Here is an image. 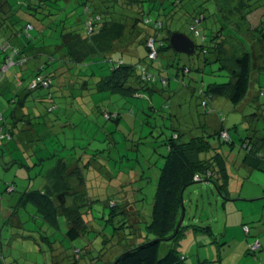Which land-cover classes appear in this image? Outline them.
<instances>
[{"label": "trees", "instance_id": "16d2710c", "mask_svg": "<svg viewBox=\"0 0 264 264\" xmlns=\"http://www.w3.org/2000/svg\"><path fill=\"white\" fill-rule=\"evenodd\" d=\"M263 6L264 0H0V97L7 99V107L0 112V157L7 152L9 164L23 166L25 162L11 158L12 155L19 153L20 157L33 149L35 167L42 168L46 160L55 161L42 176L44 184L40 188L25 190L16 200L7 202V221L24 230L26 221H21L20 215L22 210L32 208L34 218L41 220L39 228L46 225L52 229L50 234L40 236L50 249L51 264H94L102 260V248L99 255H91V241L77 253L67 252L70 247L65 248L62 243L92 232L102 218L112 226L113 221L120 222L113 226L114 235L128 230L126 244L112 249L109 264H183L185 258L178 246L188 228L212 236L210 226L183 224L185 190L193 184H209L225 202L231 201L233 179L236 186H241L240 177L231 173V166L239 164L247 172H264V133L256 130L239 139L238 149L243 151V157L238 161L235 142L224 128L223 118L217 116L218 128L213 133L202 132L185 142L179 141L182 132L171 128V135L163 142L166 154L161 155L163 163L158 169L150 221L143 237L137 232L142 216L133 206L135 187H128L136 182L134 171L122 174V178L131 175L130 182L115 180L119 175L97 174L96 178H104V189L115 186L116 190L104 202L91 197L87 193L91 185L87 175L100 151H84L74 157L77 149L73 146L68 156H60L44 144L51 133L40 130L60 120V127H73L65 110L83 114L80 102L91 93L123 98H144V93L163 95L164 106L169 109V93L157 84L167 85L164 74L171 67L176 81L191 70L189 65L178 66V53L168 42L172 32L183 33L171 27L180 18L188 23L194 54L202 57L203 66L217 65V69L209 71L210 76L225 79L207 83L200 95L208 97V101L224 97L232 105L238 104L248 93L252 75L264 74V16L260 13L256 26L249 19ZM149 41L153 42L151 50ZM151 52L154 58L150 57ZM116 53L130 54L135 60H115ZM162 59L167 63L162 64ZM194 70L203 71L201 67ZM258 95L264 97V90H259ZM208 101H201L205 113ZM147 108L156 111L151 104ZM98 112L108 114L100 109ZM115 114V118H110L117 122L120 112ZM34 144L38 145L36 150L31 148ZM37 151L48 155L39 158ZM12 185L7 184L4 191L14 192ZM95 203H104L102 207L109 210L104 213L100 209L101 216L96 217L94 210L99 205L95 207ZM61 219L66 230L62 232L64 238L57 240L54 236L61 232ZM161 243H168L163 254L159 251ZM259 246L258 242L257 250ZM4 260L0 250V263L9 264Z\"/></svg>", "mask_w": 264, "mask_h": 264}, {"label": "rangeland", "instance_id": "374dc122", "mask_svg": "<svg viewBox=\"0 0 264 264\" xmlns=\"http://www.w3.org/2000/svg\"><path fill=\"white\" fill-rule=\"evenodd\" d=\"M260 13L264 16V6L250 16L252 26L258 24ZM175 23L171 26L175 28L174 30L180 29L193 40L188 31V23L184 19L180 18ZM197 55L198 53L191 56L178 54V66L189 65L190 72L181 78V81H176L172 77L174 69L171 67L164 74L168 79L167 85L162 87L157 84L164 93H169V109L164 106L166 101L163 95L144 93V98H123L106 93H91L85 96L83 107L80 106L83 114L81 111L66 113V117L72 120L70 123H74L73 127H60L61 120L42 127L43 131L45 129L51 133L45 138L44 144L47 145L48 150L55 151L60 156H68L73 146L77 149L73 151L74 157L83 154L84 151L89 154L95 150L100 151L97 161L93 163V170L87 175V183L91 184L87 187V193L91 197H97L104 202L111 195L112 190H116L115 186L104 189L105 185L103 186L101 182L104 180L103 176L119 175L115 180L130 182L131 175L122 178V174L134 171L136 182L129 184L128 187H135L133 206L142 216L137 232H141L143 237L145 225L150 221L158 169L163 163L161 155L166 154L163 142L171 135V128L179 129L182 132L179 141L185 142L202 132L213 133L218 128L217 116L223 118V126L235 142L234 154L238 161L243 157V151L238 149L239 139H245L256 130L264 133V97L258 95L259 90H264V74L252 75L247 95L236 105H232L224 97H215L208 101V97L199 93L202 88L207 83H221L225 79L210 76L209 71L217 69V65L203 66L202 57L197 58ZM113 57L115 60L122 59L128 63L135 60L127 53H116ZM163 63H167L166 59H162ZM197 67H201L203 71L194 70ZM203 100L208 101L207 114L201 106ZM149 104L153 105L156 111L151 112L147 108ZM6 107L7 99L1 96L0 112ZM98 109L108 114L102 115ZM111 112H120L117 122L110 118V116L116 117V114ZM40 145L43 147L42 144ZM35 146L38 145L34 144L31 148ZM32 150L20 157L19 153L12 155L11 158L15 160L19 158L18 160L25 162L23 166H19L20 163L9 164L10 157L5 151L6 155L2 154L0 157V250L4 261L9 264H51L50 249L40 236L50 234L52 229L46 225L45 228H39L41 220L34 218L32 208L22 210L20 215V220L26 221L24 230L12 226L4 214L8 209L9 200H16L18 194L25 190L40 188L44 184L42 176L54 166V160H46L42 168L35 167L33 164L36 163L37 158L32 154ZM13 152L11 150V154ZM40 153L36 152L39 158L48 155ZM238 165L231 166V173L233 175L237 173L243 186L240 189L241 186H236L233 179L229 202H225L209 184H193L185 190L183 224L210 226L212 236L200 231L192 232L191 228H188L178 246L181 256L185 258L183 264H264V172H247ZM97 174L103 176L96 178ZM92 178H94L93 182ZM9 183L14 185H12L14 192L4 191ZM97 183L100 188L96 187ZM102 205L104 203L94 204L95 207H99L94 210L96 217L101 216L100 209H103L104 213L109 210ZM97 224L99 226L85 236L73 242L63 240L62 243L65 248L70 247L67 252L77 253V249L91 241L92 256L99 255L98 250L102 248V260L94 264H109L108 261L113 254H111L112 249L126 244L128 236L125 235L128 234V230L126 229L124 234L114 235L113 226H118L120 222L113 221L112 226L111 222H104L102 218L97 220ZM102 227L103 230L100 232ZM243 227H248L249 233L246 234ZM65 230L64 220L61 219V232L55 233L54 237L62 240L64 238L62 232ZM22 236H30V238ZM105 239L107 243L103 244ZM258 242L260 249L251 251V246ZM167 247L168 243H161L160 253H165ZM248 249L251 254H247Z\"/></svg>", "mask_w": 264, "mask_h": 264}, {"label": "water", "instance_id": "95a60500", "mask_svg": "<svg viewBox=\"0 0 264 264\" xmlns=\"http://www.w3.org/2000/svg\"><path fill=\"white\" fill-rule=\"evenodd\" d=\"M168 42L172 50L178 54L191 56L195 52V43L183 33L172 32L168 36Z\"/></svg>", "mask_w": 264, "mask_h": 264}, {"label": "built area", "instance_id": "2783aa9c", "mask_svg": "<svg viewBox=\"0 0 264 264\" xmlns=\"http://www.w3.org/2000/svg\"><path fill=\"white\" fill-rule=\"evenodd\" d=\"M148 47L150 48V50L153 49V42L149 41ZM150 57L151 58L155 57L153 52L150 53ZM43 85L46 86L47 83L43 82ZM33 86H34V84L31 87H33ZM223 136H226L225 133H223ZM244 231L247 232V228L246 227L244 228ZM257 248H258V243H256L254 246H252L253 250H256Z\"/></svg>", "mask_w": 264, "mask_h": 264}, {"label": "crops", "instance_id": "0c3cea01", "mask_svg": "<svg viewBox=\"0 0 264 264\" xmlns=\"http://www.w3.org/2000/svg\"><path fill=\"white\" fill-rule=\"evenodd\" d=\"M80 105L83 107V105H84V99H83V102H80ZM65 112L67 113V110H65ZM40 132H43V129H41Z\"/></svg>", "mask_w": 264, "mask_h": 264}]
</instances>
